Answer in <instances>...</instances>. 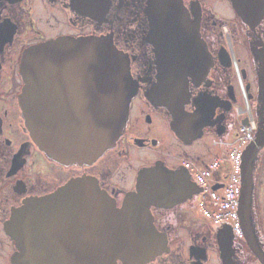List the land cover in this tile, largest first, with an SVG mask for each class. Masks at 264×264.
I'll return each instance as SVG.
<instances>
[{
  "label": "flooded vegetation",
  "instance_id": "flooded-vegetation-1",
  "mask_svg": "<svg viewBox=\"0 0 264 264\" xmlns=\"http://www.w3.org/2000/svg\"><path fill=\"white\" fill-rule=\"evenodd\" d=\"M243 1L249 5L245 13L250 21L258 19L255 27L231 0H176L184 5L186 26L199 27L202 40L197 52L192 46L191 52L178 56L170 50L167 56V94L176 102V90H185V112L198 114L183 138L171 126L174 115L168 107L152 101H159L164 91L157 50L149 39L153 0H0V264H14L17 242L6 226L28 200L82 177L122 207L128 193L136 191L142 170L154 165L176 181L168 183L173 191L163 204L151 206L154 226L165 243L152 256L117 259V264H264V147L253 164L252 228L243 237L230 225L218 226L203 216L198 209L200 186L184 166L187 160L196 166L193 146L207 134L225 152L229 139L239 135V121L251 118L255 135L264 128V0ZM93 37L108 38L128 58L137 92L115 144L92 162L65 165L40 148L27 126L19 100L25 82L21 61L39 43ZM177 56L190 59L182 82L173 75L171 61ZM65 87L59 98L73 92L69 82ZM198 126L201 134L193 139Z\"/></svg>",
  "mask_w": 264,
  "mask_h": 264
},
{
  "label": "water",
  "instance_id": "water-1",
  "mask_svg": "<svg viewBox=\"0 0 264 264\" xmlns=\"http://www.w3.org/2000/svg\"><path fill=\"white\" fill-rule=\"evenodd\" d=\"M253 27L243 0H231ZM181 6V7H180ZM176 0H153L149 39L157 50L161 88L158 105H166L180 137L198 114L184 110L185 90H176V102L167 94L170 78L168 54L195 52L202 42L199 27L186 26L184 5ZM200 51V48H198ZM173 58L174 78H185V62ZM192 61V60H191ZM176 64L179 68H176ZM24 85L19 96L27 126L40 148L62 164L88 163L114 145L128 120L129 103L137 92L128 58L104 37L50 40L29 48L21 61ZM73 92L59 98L65 83ZM177 88L180 84L177 82ZM73 93V96H72ZM157 98L158 95L154 94ZM243 123L248 124L247 121ZM202 126L191 135L196 139ZM264 147V128L243 151L239 220L242 232L250 221L253 164ZM171 177V175H170ZM160 166L146 167L137 189L128 193L122 207L115 205L93 180L78 177L55 192L28 200L15 211L6 229L17 242L14 264H117V259L139 260L158 253L165 243L153 223L151 206L162 205L168 183H174ZM222 185H215L218 189ZM201 190V188H200ZM199 190V191H200Z\"/></svg>",
  "mask_w": 264,
  "mask_h": 264
},
{
  "label": "built area",
  "instance_id": "built-area-1",
  "mask_svg": "<svg viewBox=\"0 0 264 264\" xmlns=\"http://www.w3.org/2000/svg\"><path fill=\"white\" fill-rule=\"evenodd\" d=\"M243 123V122H242ZM248 124L243 123L241 133L249 136L248 140H244L243 147L231 148L227 155V160L220 158L219 162L213 160L208 166L201 168L195 167L191 161L184 163L186 169H189L193 179L201 187L199 202L204 215L212 219L218 226L230 225L233 231L240 237H243L242 226L239 220V198L242 192V162L244 146L251 141L255 134V123L250 118ZM230 164V172L228 178L222 179L221 165ZM219 172V176L216 173ZM222 185L218 189H214L215 185Z\"/></svg>",
  "mask_w": 264,
  "mask_h": 264
},
{
  "label": "rangeland",
  "instance_id": "rangeland-1",
  "mask_svg": "<svg viewBox=\"0 0 264 264\" xmlns=\"http://www.w3.org/2000/svg\"><path fill=\"white\" fill-rule=\"evenodd\" d=\"M248 106V105H247ZM239 123V129H238V136L237 137H234V138H230L229 139V144L228 146L231 148H242L243 145V141L244 140H248L249 136L247 134H244V133H241L240 130H241V126L243 125L242 122H238ZM156 132H158L159 134L163 133L162 129H154ZM251 141H249L246 146H244L245 148L248 146V144L250 143ZM194 150H196L195 152V156H197L199 159H198V163L196 164L195 167H201V168H204L206 166H208L209 163H212L213 160H217L219 162L220 158L223 159V161H226L227 160V153L228 151H225L224 152V148L223 147H220V141L217 140V138L214 136V135H211V134H207L205 135V137L196 142V144L193 146ZM208 148H210V151H208V153L206 152ZM244 148V149H245ZM207 153V154H206ZM208 159L206 163H203L202 159L204 158ZM221 168V173H222V179H227L228 178V174L230 172V164L229 165H221L220 166ZM216 174H219L216 173ZM225 174V176H223ZM224 177V178H223ZM199 202V201H198ZM198 209H200V212L203 214L204 217H206L204 215V212H202L201 210V205H200V202L198 203ZM207 218V217H206ZM212 222L213 220L210 219ZM214 223V222H213ZM216 224V223H214Z\"/></svg>",
  "mask_w": 264,
  "mask_h": 264
},
{
  "label": "bare ground",
  "instance_id": "bare-ground-1",
  "mask_svg": "<svg viewBox=\"0 0 264 264\" xmlns=\"http://www.w3.org/2000/svg\"><path fill=\"white\" fill-rule=\"evenodd\" d=\"M175 79V81H176V78H174ZM242 86V85H241Z\"/></svg>",
  "mask_w": 264,
  "mask_h": 264
}]
</instances>
